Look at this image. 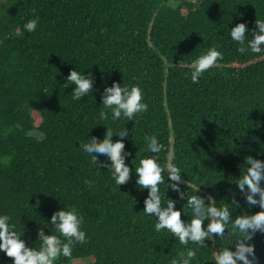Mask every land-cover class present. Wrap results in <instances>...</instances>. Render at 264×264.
<instances>
[{"label":"trees","instance_id":"trees-1","mask_svg":"<svg viewBox=\"0 0 264 264\" xmlns=\"http://www.w3.org/2000/svg\"><path fill=\"white\" fill-rule=\"evenodd\" d=\"M33 10L40 19L29 33L23 25ZM261 20L264 0H0V215L11 217L26 246L38 249V229L62 207H75L87 242L56 264H171L189 248L197 254L192 264H215L216 252L234 251L243 237L230 226L228 237L213 234L207 247L156 232L155 218L142 212L147 190L136 186L135 168L147 155L144 137L156 135L161 166L174 163L187 181L185 200L160 186L182 221L192 219L186 199L198 188L217 207L234 194L233 218L262 211L246 204L235 180L247 157L264 161V54L241 53L229 34L238 23L253 31ZM213 47L223 60L193 84V62ZM74 68L95 80L96 91L81 101L72 97L74 85H64ZM113 82L139 84L148 110L116 122L108 110L101 120V93ZM123 127L133 175L117 186L78 148L102 139L105 128L117 134ZM44 232L53 234L50 224ZM250 243L254 264H264V233ZM0 264L11 258L0 253Z\"/></svg>","mask_w":264,"mask_h":264},{"label":"clouds","instance_id":"clouds-1","mask_svg":"<svg viewBox=\"0 0 264 264\" xmlns=\"http://www.w3.org/2000/svg\"><path fill=\"white\" fill-rule=\"evenodd\" d=\"M29 19L24 25L26 32H35L39 23V16ZM251 33V38H249ZM231 39L239 45V51L244 53L251 51L254 54H264V20L255 21V29L249 31L245 23H238L229 30ZM223 60V54L217 48H210L206 53L200 55L194 62V70L191 73V81L198 84L203 74L212 68L217 61ZM94 77L91 73L87 75L76 68L71 70L66 78L67 84H72L71 94L74 100L81 101L83 97L96 91L94 89ZM145 101V94L139 84L126 85L113 82L111 86H105L101 93V102L104 110L99 112L101 120H108V110L111 111V120L116 122L121 117L132 121L138 114L148 110ZM106 131L102 139L95 136L86 140V143L79 144V150L90 156L91 162L97 167H106L111 171L112 179L117 186L125 185L133 175V169L126 164V159L130 153L125 151L124 141L128 139L129 132L123 127L117 134L110 128ZM113 137L120 139L113 142ZM146 147L143 149L147 155L139 160V165L135 168V184L138 189L147 190V197L144 199L145 215L154 217V228L156 232L169 231L181 245L187 247L190 243L199 247H207L205 241L213 239V234L219 240L225 239L229 235L227 229H232V234H239L242 239H235V250L225 247L216 252L215 264H254V245L250 243L253 236L259 232L264 233V161L247 157V167L242 169V175L235 180L239 193L243 196L247 205H258L262 211L254 214H241L233 218L232 208L240 207L239 201L234 198L232 203H224L223 206H214L215 199L211 196L202 197L195 194L186 199L188 208L191 211L190 222L182 221V210H176V201L161 195V185H164L166 192L170 189L179 194L181 200H185L184 191L181 185L187 181L182 179V170L174 163L167 165V171L161 166L158 154L162 151L163 145L156 135L145 136ZM151 152L154 155L149 156ZM106 157L108 163L105 164L99 158ZM170 159L175 157L170 154ZM99 171V170H98ZM100 172V171H99ZM167 174L166 176L164 174ZM91 187L92 181H86ZM258 197V199H257ZM166 200V206L162 202ZM212 201L213 203H209ZM235 206V207H233ZM205 221L207 224L205 226ZM51 225L53 234L45 235L44 228ZM83 216L75 207H62L54 212L45 226L38 229L37 237L39 248L28 247L18 233L16 225L11 222V217L7 214L0 215V253L7 258H11L12 264H56L59 257H71L76 244L87 242L86 232L82 229ZM58 233L59 235H57ZM63 237V239H61ZM233 242L231 246L233 245ZM196 251L188 249L179 254L178 259H173L171 264H192L196 258Z\"/></svg>","mask_w":264,"mask_h":264},{"label":"rangeland","instance_id":"rangeland-1","mask_svg":"<svg viewBox=\"0 0 264 264\" xmlns=\"http://www.w3.org/2000/svg\"><path fill=\"white\" fill-rule=\"evenodd\" d=\"M76 264H86L85 262H77Z\"/></svg>","mask_w":264,"mask_h":264}]
</instances>
